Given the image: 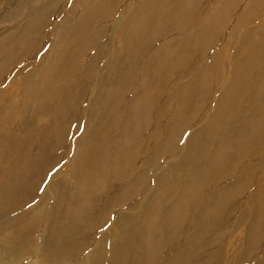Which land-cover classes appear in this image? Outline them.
I'll return each mask as SVG.
<instances>
[{
  "label": "bare ground",
  "instance_id": "bare-ground-1",
  "mask_svg": "<svg viewBox=\"0 0 264 264\" xmlns=\"http://www.w3.org/2000/svg\"><path fill=\"white\" fill-rule=\"evenodd\" d=\"M10 1L0 0L6 6L12 4ZM13 1L12 12L0 13V57L6 58L0 63V85L7 81L10 73L7 67L12 65L13 59L24 55L32 57L41 50L46 41V18L58 4V0ZM121 1L74 0L38 67L24 77L19 74L11 77V86L18 81L24 84L26 103L22 111L24 117L15 130L17 133H7L11 124L7 125L9 120L5 115L9 116L10 111L0 112L3 115L0 127L7 128L0 129V149L6 150L0 153V264H10L9 260L16 259L17 254L20 255L18 264H21L25 254L31 256L37 250V259L43 264H227L231 227L238 211L232 206L236 199L251 206L237 219L238 227L250 219L243 225L244 251L246 248L248 253L254 254L264 243V177L259 175L264 169V159L253 168L241 169L244 165L241 160L253 159L255 154L264 156V139L256 141L259 137L247 134L260 133L264 137V64L252 58L255 44L251 53L244 46L245 38L258 36L259 56L264 55V24L260 31L255 27L243 30L261 13L264 0H170L171 7L167 10L163 8L169 6L168 0H139L140 9L130 23L137 25L136 29L121 32L118 38L121 50L115 56L130 53L134 57L143 51L133 44L138 34L136 30L139 28L143 34L144 27L151 21L147 42L166 29L179 26L196 33L183 36L177 43L156 47L152 67L164 70L159 80L142 82L134 88L113 83L116 78H111L115 79L111 84V79L103 76L102 71L97 72L88 101L91 107H82V114L79 110L75 113L85 118H78L77 128L83 132L69 145V132L78 130L67 124L73 123L72 114L65 111L66 96L72 89L69 73L80 69L81 58L86 60L92 50L91 40L87 38L93 37L95 32L89 28L105 18L93 15V9L104 2L112 6ZM238 5L239 17L230 15L237 11ZM209 7L215 9L210 11ZM17 18L21 19L19 23L6 25ZM234 21L237 23L226 39L236 41L240 37L239 44L245 43L237 50L243 60L232 65L226 79L227 71L212 73L214 65L226 69L225 64L214 62L218 52L213 54L212 49L214 43L221 40L218 37L223 34L224 22ZM99 36L104 37V34ZM102 55L99 51L84 62L88 70L77 78L76 83L79 78L82 82L73 92H84L95 65L101 60L98 56ZM204 61H209L210 70L201 68ZM119 65L116 63L113 67ZM171 77L179 88L176 103H181L174 106L168 97L157 98L151 92L155 87L164 89V86L171 91ZM219 87L225 90L215 96L212 88ZM134 90L136 94L130 98ZM1 96L2 93L0 101ZM79 106L73 104V107ZM50 111H53L50 126L41 133L44 125L37 123V116ZM112 115L119 116L117 130L121 133L123 148L130 149L127 163L136 164L138 151L145 148L149 154L146 161L149 169L168 152L179 148L186 152L180 161L175 159L168 164L174 168L170 176L161 173L156 181L146 179V197L139 196L144 191L143 181L112 185L115 173L111 169L116 160L102 136L106 133L110 137L105 121L108 117L112 120ZM33 116L36 123L30 121ZM194 120L203 121L204 125L189 129L187 124ZM144 132L146 141L133 145L136 136ZM182 133L191 134L181 142ZM225 133L234 140L237 138L236 143H226ZM201 137L205 145H201ZM215 137L218 144L212 148ZM66 147L74 157L70 163L74 174L72 184L65 187L63 182L54 181L46 194H41L40 206L25 209L39 197L36 193L42 185L41 179H45L40 174L43 165L58 161L55 151L64 152ZM233 149L235 152L229 151ZM203 150L205 155L199 156ZM240 150L245 151L242 154L245 158H233ZM185 159L195 167L186 180L180 175ZM51 167L53 165L49 164L48 168ZM208 167L209 170L200 172ZM127 173L117 174L118 179H123ZM175 186L179 189H172ZM253 203L256 211L251 213ZM122 206L126 209L115 216L116 211H121L116 208ZM212 212L221 214L212 216ZM43 215L47 218L43 219ZM7 216L9 218H5ZM105 227L116 228L117 232L104 233ZM40 230L42 235L38 240ZM92 247L94 249L89 251ZM255 264H264V258Z\"/></svg>",
  "mask_w": 264,
  "mask_h": 264
},
{
  "label": "rangeland",
  "instance_id": "rangeland-1",
  "mask_svg": "<svg viewBox=\"0 0 264 264\" xmlns=\"http://www.w3.org/2000/svg\"><path fill=\"white\" fill-rule=\"evenodd\" d=\"M12 1V4L10 5H3L0 2V13L4 14L6 11H13L15 9L14 6V1ZM10 1V2H11ZM104 1V0H103ZM169 1V6H163V10H167L169 9L170 6V0ZM9 2V3H10ZM57 7L53 8L52 11L49 12L48 17L46 18V22H45V27H46V41L44 42V45L42 46L41 50L39 52H36L34 56H22L20 59L12 60V65L8 66L7 69L9 68L10 73L9 75H7V81L5 83H3L2 85H0V95L2 93V100L0 101V112H2L3 110H8L10 111L9 116L5 115V119L9 120V124H11V126L9 127V130L7 133H17L15 130L20 125V121L22 119V117H24V114L22 115V111H23V106L26 103V99H25V95H26V91H25V87L24 84H21L19 81L17 83H15L13 86H11V77H13L15 74H19L21 77H24L25 75H27L30 71L34 70L35 67H38V62H40L44 56V54H46L47 51H49V49L52 46V43L54 41V34L56 33L55 31L57 30V28L60 26L62 20L67 16L68 11L71 9V6L73 5L74 0H58L57 1ZM111 2V0H110ZM8 3V4H9ZM167 4V2H166ZM174 5V4H172ZM3 6H6L5 9ZM94 7V6H93ZM203 8H205L204 6H202ZM115 8L114 10V14L111 17L109 16V12H111V10ZM240 8V6H237V11L231 12L230 15L232 16H238L240 15V13L238 12V9ZM140 9V5H139V0H122L121 2L117 3L116 5H112L110 6L109 3L104 2L103 4L99 5L98 7L93 9V15H104L105 18L103 17L101 22H95V24L92 26L94 28H89V30L91 32H95V35H93V37H89L87 38L88 40H91V45L90 48L92 49L90 54L88 55V57H86V60H88L90 58V56H94L96 55L99 51L103 52L102 56H98L101 57V60L99 63H97L95 65V69L94 72L92 73V77L90 78V81L85 84L87 85V88L84 89V92L81 93H76L73 91H76V88L78 87V83L82 82V79L79 78L78 83H76V80L78 77H80L82 74H84L88 68L84 66V62L86 61L85 58H81L80 62H81V67L80 69H72L69 73V78L71 79V91H69L67 93L66 96V107H65V111H69L72 114V120L73 123H67L69 125V127L74 129V126L77 128L79 126V122H78V118L83 119V116H81V114L84 112L83 108L84 107H91V95H90V90L91 87L93 85H91L92 83H96L94 80V75L99 72L102 71L103 72V76H106V78L111 79V78H116V80H112L111 79V84L117 82L120 85L123 86H128V87H138L142 82L147 83L150 81H155V80H159L162 78L163 76V71L164 70H157V68L155 69L154 67H152L154 65V61L152 60L155 56H153V52H155L156 47L161 46L162 44H174L179 42L183 36L188 35V34H195L193 33L194 31H189L187 29H185L182 26H179L178 28H173L171 30H164L163 34H161L158 37H155L154 41L153 39L151 40V42H147V37L148 34H150L149 30L152 26L151 22H148L146 24V27H144V31L143 34L140 32L139 28L136 30L138 32L137 35H135V39H134V45L137 47H141L143 48V51L139 52L138 54L131 55L130 53H124L122 54L120 57L115 56L114 54L116 52H119L121 50V47L119 48V40L118 38L120 37L121 32L125 31H134L136 29V26H131L130 23L133 20V18L135 17L136 13L139 11ZM214 8L209 7L208 10H213ZM261 13L256 14L255 18L248 24H246L243 28V30H251L253 27H255V29H257L258 31H260V27L262 28V24H264V6L260 8ZM238 12V13H237ZM102 13V14H101ZM158 13V12H157ZM242 13V12H241ZM80 15V13H79ZM79 15L76 17L78 18ZM92 15V16H93ZM170 18V17H169ZM21 19L17 18L15 19V21L13 22H9L6 25H12V24H17L19 23ZM237 22H224L225 24V29L223 31V34L220 35L218 38L221 39L219 41H217L216 43H214L213 46V54H216L218 52V57L215 59V63L216 64H225L226 65V69L223 70L222 68L219 69V65L213 67L212 69V73H223L225 71H227V73H225V77L226 79L229 78L228 76V71L230 69H232V65L234 63H238L241 62L243 60L242 57L237 55V50L238 48L245 44L244 46L247 49H250V53L253 50L252 49V44H255V48H254V52H253V56L255 59L258 58L260 64H264V55L259 56V45H260V39L258 38V36H245L247 38H245V43L239 44L241 40L240 37H238L235 40H229L227 41L226 38H228L229 33L232 30V27L236 24ZM1 26V25H0ZM239 29H241V27H239ZM6 30V29H5ZM4 30V31H5ZM176 30H181L179 32H177ZM152 33V32H151ZM174 33V34H173ZM104 34V37L99 36ZM146 34V35H145ZM240 36V35H239ZM153 41V43H152ZM146 43V45H145ZM221 43V44H220ZM122 44V41H121ZM218 44H220L218 46ZM151 45V46H150ZM140 48V49H141ZM164 50H166V48H164ZM221 51L223 52V54L221 55ZM88 54V53H87ZM86 54V55H87ZM161 55H164L161 51L160 53ZM174 54V53H173ZM41 57V58H40ZM213 58L209 59L210 61H212ZM6 58L3 60L2 57H0V63L1 62H5ZM137 61V62H136ZM119 63L120 65L118 67H113V64ZM201 63V62H199ZM209 61H204L203 63H201V68L202 69H207L210 70L211 67L208 65ZM208 67V68H207ZM175 73H173L172 77L174 76ZM12 75V76H11ZM10 76V78H9ZM171 77V81L169 83L171 88V91L168 90L167 86H164L165 88L161 89L159 87H155L151 92L152 95L159 98V97H164V99H166V97H168L170 104L172 106L176 105V104H181V103H176V92L178 91V87H176V82H174L172 80ZM213 77H218L217 75H213ZM97 78V76H96ZM112 81H114L112 83ZM178 84V83H177ZM11 86V87H10ZM7 88V89H6ZM80 88L82 89V85L80 86ZM215 91V96H220L222 94V92L225 90L221 87L219 88H212V91ZM172 92V95L169 96V93ZM136 94L135 90L133 93L129 94V97L132 98L134 95ZM166 94V95H165ZM168 94V96H167ZM65 95V94H63ZM80 98V101H77V99ZM25 99V101H24ZM89 101V102H88ZM196 102L193 101V104H195ZM73 104H78L80 105L78 108L73 107ZM83 107V108H82ZM96 107V106H95ZM97 108V107H96ZM80 111L81 114L76 116V112ZM78 111V112H79ZM4 112V111H3ZM53 111L48 112V114L46 113H42L40 116H37V123L39 122V125L43 126L44 125V129L42 130L41 133H44L50 126V120L52 119L53 115L52 113ZM170 115V114H169ZM168 115V116H169ZM92 116V113H91ZM112 120H115L114 123H112V120H110V118L108 117L105 121V125L108 126L109 128V132H110V137H107L106 133H102V136L105 138L104 142H106V145H109L111 147V152L114 154L115 156V164L112 165V171H114V176H113V186H118V185H125L126 183H132V182H136V183H140L141 181L144 182L143 185V192L139 193V196H144L146 197V179L148 180H154L156 181V179L158 178V176L162 173V174H166V176H170L173 172V167H168V164L172 163L175 159L180 161V158L183 156H186V152H184V150L182 149H178L175 152H168L165 155L161 156L157 163L156 166L153 168H147L146 167V161L149 157V154L146 153V148L143 150L138 151V158L136 159L137 162L136 164H132V163H127V159H128V151L130 149L125 150L123 148V140L121 138V133L117 130V121L119 119V116L117 115H112ZM3 119V115L0 114V120ZM85 119V118H84ZM83 119V120H84ZM30 121L33 123H36V118L33 116L30 118ZM96 123L99 122L98 120L95 121ZM204 125L203 121L200 120H194L191 121L190 123L187 124V127L190 129V127H193L195 129L200 128L201 126ZM83 126V125H82ZM17 128V129H18ZM0 129H7L4 127H0ZM78 129V128H77ZM83 132V129H78L75 131L71 130V132H69V136L70 138L67 140V143L70 145V142H72V144L75 142L74 139L75 138H79L81 136V133ZM146 132L141 133L139 136L137 135L136 138L132 141L133 145H140L143 141H146ZM189 134L191 133H182V138H181V142L186 141V138L189 136ZM248 135H254L255 137H259L258 139H255L256 141H258L259 139H264V137H262L260 135V133H247ZM168 133L165 135V138H167ZM223 139L225 140L226 143L229 144H235L236 140H234L233 138H231L229 136V133H225ZM28 139H26L27 142ZM213 145L212 148H214L217 144H218V137H215L214 139H212ZM153 146L152 148L154 147ZM183 143H181L182 145ZM206 141L204 140L203 137H201V145H205ZM255 146H259L257 144H255ZM151 147V146H150ZM151 148V150H152ZM67 147L65 149L64 152H62V150L60 151H55V154L57 155V160L54 163H50V162H46L43 167L44 170H41V175L43 174L45 176V179H41L42 180V185L39 189V191L36 193L39 195L35 197V202L30 203L31 207H29V205H26L24 208L25 209H32L35 206H40L42 204L41 199H43V196L41 194H46L47 189L50 185L53 184V182L55 181L56 183H61L63 182L65 184V187H67L69 184H72L70 182H73V177L74 174L72 173V166H70L71 161L73 160V156L70 155L69 152H67ZM231 152H235L234 149L233 150H229ZM6 150L5 149H0V153H5ZM177 152H179V154L177 155ZM244 150H240V152H238L237 156L233 157V158H237L239 159L240 156L244 157L242 154L244 153ZM12 153H19V151L17 150H12ZM24 155H26L24 153ZM204 150L201 151V154L199 156H204ZM31 156H33V154H31ZM21 157V156H20ZM21 158H24L21 157ZM264 159V156L261 155H257L255 154L253 156V159L248 158L247 160H241L244 165L241 167V169H245L248 170L250 168H253L256 166L257 162H260V160ZM119 161L121 163H123V165H119ZM49 164H52L53 167L48 168ZM184 166H182V168L180 169V175L183 177L184 180H186L188 173L195 168L194 166L190 165V162L188 161V159H185L183 164ZM128 167V169L126 168ZM210 168L208 167L207 169L204 170H200V172L202 171H206L209 170ZM26 170V169H25ZM31 170V169H30ZM28 171V170H27ZM40 171V170H39ZM39 171L36 173L37 175L39 174ZM33 170L30 172V175L33 174ZM128 172V173H127ZM125 173H127L126 176H124L123 179H118L117 174L118 175H125ZM40 175V176H41ZM259 175L261 177H264V169L262 171L259 172ZM39 177V176H38ZM140 177V178H139ZM30 180H28L27 182H29ZM111 181V182H112ZM33 183H35V179L32 180V185ZM172 189H179L178 187H174ZM249 196V195H247ZM30 200V197H29ZM232 206L236 207L234 210H238L237 211V216L235 215L233 218V223H232V231H231V239H230V250L227 253V259H226V263L227 264H255L257 261L262 260L264 258V243L259 247V249L254 253V254H250L248 253V251L245 248L244 251V245H245V241L243 240V232H244V224H248L249 220H245L244 224L241 225L240 227L237 226V219L240 215H243V213L245 212V209L251 208V206L249 207V205L245 202H243L242 200H234L232 202ZM254 209L251 211V213H254L256 211V205L252 206ZM126 209L125 206L116 208V210H121V211H116L115 216L119 215L121 212H123V210ZM221 213L218 212H212L211 215L212 216H217L220 215ZM253 214H251L250 216H252ZM114 216V215H113ZM5 218H9V216L5 217ZM43 219L47 218L45 215H43L42 217ZM30 219V218H29ZM24 225H27V223L25 222ZM43 225V223H42ZM103 232H108L110 230H115V232H117L116 228H103L102 229ZM225 232H229L228 230H222ZM42 235V231L40 230L39 233H37V237L39 238ZM32 238V237H31ZM30 238V239H31ZM40 240V238L38 239ZM35 246H38L37 244ZM34 246V247H35ZM35 249V248H34ZM94 248H90V250H93ZM38 252V250L36 251ZM36 252L34 254H32L31 256L25 254V257H23L22 263L21 264H26V263H32V264H43L41 261H39L37 259L38 256H36ZM246 252V253H245ZM15 254V253H14ZM38 254V253H37ZM20 255L17 254L16 259H10L9 263L10 264H18L20 259L19 257Z\"/></svg>",
  "mask_w": 264,
  "mask_h": 264
},
{
  "label": "crops",
  "instance_id": "crops-1",
  "mask_svg": "<svg viewBox=\"0 0 264 264\" xmlns=\"http://www.w3.org/2000/svg\"><path fill=\"white\" fill-rule=\"evenodd\" d=\"M151 21V20H150ZM151 23H152V21H151Z\"/></svg>",
  "mask_w": 264,
  "mask_h": 264
}]
</instances>
